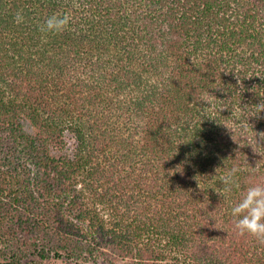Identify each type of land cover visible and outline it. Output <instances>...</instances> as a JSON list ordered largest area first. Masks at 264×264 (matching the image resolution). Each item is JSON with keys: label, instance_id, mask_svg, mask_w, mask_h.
<instances>
[{"label": "trees", "instance_id": "trees-1", "mask_svg": "<svg viewBox=\"0 0 264 264\" xmlns=\"http://www.w3.org/2000/svg\"><path fill=\"white\" fill-rule=\"evenodd\" d=\"M261 105L264 0H0V264H264Z\"/></svg>", "mask_w": 264, "mask_h": 264}, {"label": "clouds", "instance_id": "clouds-1", "mask_svg": "<svg viewBox=\"0 0 264 264\" xmlns=\"http://www.w3.org/2000/svg\"><path fill=\"white\" fill-rule=\"evenodd\" d=\"M14 19L17 23L22 22V12L18 11ZM70 22L69 14L53 13L39 25V30L44 33H60L68 29ZM261 110H264V105L256 109L255 113ZM237 172L238 169L232 168L220 177L221 183L225 185V192L230 193L234 188H239L235 179ZM230 214L240 235L248 234L264 242V184L250 186L242 198L231 206Z\"/></svg>", "mask_w": 264, "mask_h": 264}, {"label": "rangeland", "instance_id": "rangeland-1", "mask_svg": "<svg viewBox=\"0 0 264 264\" xmlns=\"http://www.w3.org/2000/svg\"><path fill=\"white\" fill-rule=\"evenodd\" d=\"M71 142H72V140L69 139L68 144L70 146H71ZM129 261L130 260L126 258L125 260H118V261L116 260L115 263H112V264H131ZM47 263L48 264H63L64 262L61 260L50 259ZM89 264H107V263L105 261H99L98 260L96 263L90 262ZM109 264H111V263H109Z\"/></svg>", "mask_w": 264, "mask_h": 264}]
</instances>
